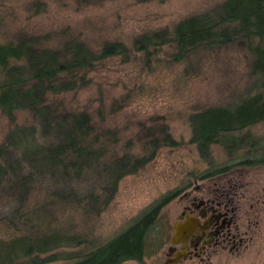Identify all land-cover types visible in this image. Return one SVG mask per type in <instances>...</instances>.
Returning <instances> with one entry per match:
<instances>
[{
    "label": "trees",
    "instance_id": "obj_1",
    "mask_svg": "<svg viewBox=\"0 0 264 264\" xmlns=\"http://www.w3.org/2000/svg\"><path fill=\"white\" fill-rule=\"evenodd\" d=\"M50 40L51 34H43L0 43V113L11 124L0 142V198L13 204L0 222L16 232L9 238L0 235V264L139 261L147 254L149 229L178 190L155 200L107 240L89 242L75 251L70 249L88 241L54 227L53 222L63 211L98 216L125 176L141 171L160 148H177L183 141L175 139L162 121L146 132L144 152L130 151L131 140L120 149L118 129L95 124L87 110L69 109L53 97L85 88L105 60L117 56L127 60L132 51L143 54L148 66L163 46L174 49L171 60L177 62L201 47L238 41L245 42L252 58L251 73L264 86V0H224L217 8L186 17L170 28L140 34L131 48L121 41L92 46L68 28L60 31L59 41ZM19 112L26 113L32 123H17ZM262 121L263 93L229 106H208L188 115L187 142L201 155L212 145L231 151L229 134ZM256 142L242 135L233 147L249 146L247 153L253 155ZM238 164H264V154ZM230 167L210 169L195 178L212 177Z\"/></svg>",
    "mask_w": 264,
    "mask_h": 264
},
{
    "label": "rangeland",
    "instance_id": "obj_2",
    "mask_svg": "<svg viewBox=\"0 0 264 264\" xmlns=\"http://www.w3.org/2000/svg\"><path fill=\"white\" fill-rule=\"evenodd\" d=\"M223 1L0 0V43L43 34H51L50 42L56 43L60 31L68 28L92 46L121 41L131 48L140 34L170 28L186 17L217 8ZM173 52L171 46H163L150 58L148 66L138 52L132 51L127 60L109 58L91 74L92 80L85 88L53 97L69 109L87 110L95 124L118 129L120 149L131 140L130 151L144 152L142 139L145 140L146 132L162 121L175 139L183 141L177 148H160L141 171L125 176L110 204L98 216L63 211L53 225L88 241L70 250L86 248L89 242L98 244L117 234L155 200L178 190L148 231L146 264H161L164 260L182 207L190 200L207 198L227 204L243 242L237 250L225 249L212 253L208 260H185L180 264H264V164H238L264 154V121L229 134L227 144L231 151L212 145L201 155L194 144L187 142L191 113L264 94L259 76L251 73V55L243 41L201 47L177 62L171 60ZM16 121L32 123L24 112L17 113ZM10 128V122L0 113V142ZM242 135L257 141L253 155L247 153L249 146L233 147ZM225 165L231 167L223 173L195 178ZM12 207V202L0 198V218L9 214ZM15 234L0 222L2 238Z\"/></svg>",
    "mask_w": 264,
    "mask_h": 264
},
{
    "label": "flooded vegetation",
    "instance_id": "obj_3",
    "mask_svg": "<svg viewBox=\"0 0 264 264\" xmlns=\"http://www.w3.org/2000/svg\"><path fill=\"white\" fill-rule=\"evenodd\" d=\"M177 221L180 223L189 221L193 227L185 238H179L176 243H172V234L170 235L165 258L161 264L208 260L212 253L225 249L237 250L243 242L239 237L238 224L228 210L227 204H222V201L215 198L190 200L182 207L174 227ZM147 257L146 254L141 260L132 262L146 264Z\"/></svg>",
    "mask_w": 264,
    "mask_h": 264
},
{
    "label": "water",
    "instance_id": "obj_4",
    "mask_svg": "<svg viewBox=\"0 0 264 264\" xmlns=\"http://www.w3.org/2000/svg\"><path fill=\"white\" fill-rule=\"evenodd\" d=\"M193 227V224L189 221H186L185 223L176 222L175 227L171 236L172 243L178 242L179 238H185L186 235H188L191 231V228Z\"/></svg>",
    "mask_w": 264,
    "mask_h": 264
}]
</instances>
